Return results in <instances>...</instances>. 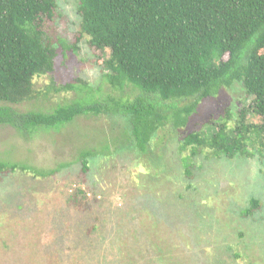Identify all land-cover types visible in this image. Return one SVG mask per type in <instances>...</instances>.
<instances>
[{"label": "rangeland", "instance_id": "1", "mask_svg": "<svg viewBox=\"0 0 264 264\" xmlns=\"http://www.w3.org/2000/svg\"><path fill=\"white\" fill-rule=\"evenodd\" d=\"M79 23L77 0H56L42 23L44 41L56 48L53 70L34 76L27 96L0 106L16 113L72 104L109 110L84 111L52 128L0 123L1 161L60 168L44 178L0 172V264H264V153L250 139L232 155L205 149L187 176L177 150L185 130L213 134L220 123L236 125L249 103L242 84L206 98L164 102L147 94L195 111L185 128L159 127L140 152L128 115L115 109L142 93L107 82L110 51L78 37ZM246 123L261 117L250 112Z\"/></svg>", "mask_w": 264, "mask_h": 264}, {"label": "trees", "instance_id": "2", "mask_svg": "<svg viewBox=\"0 0 264 264\" xmlns=\"http://www.w3.org/2000/svg\"><path fill=\"white\" fill-rule=\"evenodd\" d=\"M78 37L92 47L110 51L103 62L105 78L114 87L130 85L142 93L116 111L127 114L133 143L146 153L159 127H186L195 105L177 108L154 102L192 96H213L222 87L242 84L249 100L238 111L236 125H216L213 134L185 130L178 145L184 174L203 150L232 155L247 140L264 153V0H77ZM56 0H0V100L27 96L34 76L53 70L54 44L47 43L44 18L52 17ZM58 42V39H57ZM75 48V47H74ZM107 112L108 106L72 104L50 113H16L0 106V123L19 131L52 128L84 111ZM261 117L247 124L246 116ZM81 155V168H88ZM20 169L34 177H49L59 167L42 169L0 160V172Z\"/></svg>", "mask_w": 264, "mask_h": 264}]
</instances>
